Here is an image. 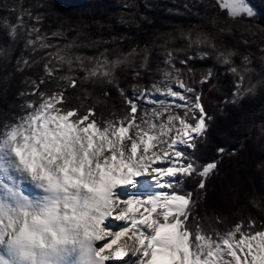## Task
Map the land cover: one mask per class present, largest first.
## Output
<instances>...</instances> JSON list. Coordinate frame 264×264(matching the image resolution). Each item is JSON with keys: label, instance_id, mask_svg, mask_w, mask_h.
I'll return each instance as SVG.
<instances>
[{"label": "snow or ice", "instance_id": "snow-or-ice-1", "mask_svg": "<svg viewBox=\"0 0 264 264\" xmlns=\"http://www.w3.org/2000/svg\"><path fill=\"white\" fill-rule=\"evenodd\" d=\"M24 3L17 0L8 8L16 22L5 21L10 44L0 47V56L10 58L23 41L27 54L21 50L16 71L43 61L44 75L25 81L28 90L18 94L21 114L0 124V264H264V224L257 226L248 218L226 232L205 228L195 213L194 191L181 189L186 179L198 178L196 190H205L228 153L219 147L218 159L201 164L184 151L194 150L207 137L212 117L196 86L216 76L214 68L197 70L189 62L214 56L218 64L228 66L237 80L231 100L224 102L237 104L264 83L250 82L256 71L251 54L242 55L237 66L233 58L238 53L218 43L227 29L215 34L182 29L181 47H166L174 39L171 35L162 46L160 79L149 87L134 83L129 96L119 86L116 70L131 67L134 80L151 72L147 46L115 58L107 48L96 56L79 54L73 49L108 41L53 44L50 37L65 33L43 31L45 3H36L35 11ZM217 3L233 20L257 16L249 0ZM138 8L139 0H121L123 15L116 23L136 24ZM245 31L256 35L252 26ZM260 33L264 37V26ZM260 51L264 53V46ZM41 52L46 54L37 59ZM260 61L264 68V54ZM65 66L66 74L58 75ZM246 78L249 86L244 87ZM53 79L58 90H40ZM83 84L115 86L124 114L101 120L94 107L85 112L65 107V90ZM83 92L81 107L91 95L87 89ZM103 95L110 93L105 90ZM236 152L234 148L229 154ZM257 167L264 168V162Z\"/></svg>", "mask_w": 264, "mask_h": 264}, {"label": "trees", "instance_id": "trees-1", "mask_svg": "<svg viewBox=\"0 0 264 264\" xmlns=\"http://www.w3.org/2000/svg\"><path fill=\"white\" fill-rule=\"evenodd\" d=\"M38 2H44L47 9L44 12L43 31L50 34L60 29L65 33L64 37H50L53 44L63 45L76 40L77 43L86 45L93 40H106L107 44L78 47L73 51L96 56L107 48L110 58L126 54L133 48L143 49L147 46L150 50L151 72H145L139 80H134L131 67L122 66L116 70L119 86L129 96L132 95L131 86L134 83L149 87L153 80L160 79L161 73L157 68L164 67L165 58V47L162 46L171 35L174 39L166 47H181L184 42L179 39V31L189 28L210 34L217 33L221 28L227 29L219 36L218 43L225 49H234L238 53L233 58L237 66L241 64L242 55L251 54V67L256 71L251 74L250 82L264 80V68L260 61V56L264 54L260 51L264 46V37L260 33V27L264 26V0H249L257 16L253 19L245 17L243 20L228 17L227 10L219 8L217 0H139L136 24L126 27L116 23V18L123 15L119 10L121 0H25L24 6H31L35 11L37 9L34 5ZM15 3L17 0H0V47H8L10 44L3 29L5 21L16 22V14L8 11ZM185 3L190 5L188 9L184 7ZM249 26L253 27L255 36L245 31ZM22 49L24 43L20 41L15 45L10 58L7 55L0 56V124L21 114L19 105L23 101L18 98V94L28 90L29 86L25 81L28 78L39 80L44 75L43 61L24 71H16V58L21 55ZM24 51L27 54V50ZM45 54L46 52L38 53L36 58ZM138 63L139 57L137 65ZM189 63L197 70L214 68L216 76L210 83L202 87L196 86L203 94V104L208 116L212 117L207 137L199 140L194 150L185 148L184 151L201 164L218 159L216 149L219 147L226 148L228 153L219 160L217 174L207 180L205 190H196L198 178L186 179L181 189L194 191V198L197 200L195 213L201 217L205 228L226 232L236 223L248 218L254 219L257 226H260L264 224V168L257 165L264 162V83L259 84L255 95L245 96L237 104L225 103L226 98L231 100L237 80L228 66L218 64L214 56ZM177 66L180 65L177 63ZM66 72L65 66L58 75ZM77 75L82 76L83 73L77 72ZM212 84L216 87L213 88ZM247 86L249 80L246 78L244 87ZM83 89H87L91 95L84 99L81 107ZM40 90H58L57 81L53 79L41 84ZM105 90L110 93L107 97L103 95ZM65 91L68 101L65 107H78L81 112L94 107L96 117L101 120L111 118L113 113L116 116L124 114L122 109L125 106L113 85L83 84ZM234 148L237 149L236 154H229Z\"/></svg>", "mask_w": 264, "mask_h": 264}, {"label": "rangeland", "instance_id": "rangeland-1", "mask_svg": "<svg viewBox=\"0 0 264 264\" xmlns=\"http://www.w3.org/2000/svg\"><path fill=\"white\" fill-rule=\"evenodd\" d=\"M156 98L159 99V98H161V97L159 96V94H157V95H156Z\"/></svg>", "mask_w": 264, "mask_h": 264}, {"label": "bare ground", "instance_id": "bare-ground-1", "mask_svg": "<svg viewBox=\"0 0 264 264\" xmlns=\"http://www.w3.org/2000/svg\"><path fill=\"white\" fill-rule=\"evenodd\" d=\"M146 175H147V173H146Z\"/></svg>", "mask_w": 264, "mask_h": 264}]
</instances>
